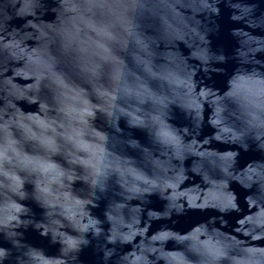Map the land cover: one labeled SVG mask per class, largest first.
<instances>
[{
	"label": "clouds",
	"instance_id": "9594fccd",
	"mask_svg": "<svg viewBox=\"0 0 264 264\" xmlns=\"http://www.w3.org/2000/svg\"><path fill=\"white\" fill-rule=\"evenodd\" d=\"M88 248L264 264V0H0V264Z\"/></svg>",
	"mask_w": 264,
	"mask_h": 264
},
{
	"label": "water",
	"instance_id": "95a60500",
	"mask_svg": "<svg viewBox=\"0 0 264 264\" xmlns=\"http://www.w3.org/2000/svg\"><path fill=\"white\" fill-rule=\"evenodd\" d=\"M222 14L221 17L217 18V23L221 25L219 35L210 34V38L213 40V47L222 45L226 50H231V46L234 43V38L231 37L229 33V27L235 26L234 23H230L228 20V11L221 5ZM30 236L34 237L33 233H29ZM54 251V249H51ZM83 260L88 262V264H94L95 257L91 248L85 249L80 253Z\"/></svg>",
	"mask_w": 264,
	"mask_h": 264
}]
</instances>
